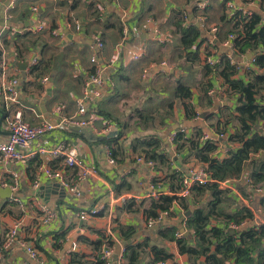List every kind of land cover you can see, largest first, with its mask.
I'll list each match as a JSON object with an SVG mask.
<instances>
[{
    "label": "crops",
    "instance_id": "obj_1",
    "mask_svg": "<svg viewBox=\"0 0 264 264\" xmlns=\"http://www.w3.org/2000/svg\"><path fill=\"white\" fill-rule=\"evenodd\" d=\"M244 1L247 0H0V21L3 19L4 24L0 25V76L5 72L6 77L18 79L23 119L29 125L45 121L56 124L59 118L53 111L57 106L64 117H74L83 79L94 67L91 57L95 56L100 66L108 65L101 73V96L91 95L86 107L85 118L93 128H81L87 130L83 133L78 127L55 129L25 151L35 153L60 142L74 149L78 159L93 171L78 181L79 197L39 173L45 165L62 169L67 182L77 181L79 171L64 167L62 159L35 155L24 163H15L0 156V179L11 183L14 175L18 178L17 190L11 191V197L0 196V264H71L74 256L76 264H93L108 242L114 264H119L117 249L127 241L134 244L151 237L159 246L154 240L156 232L146 235L154 226L147 228L144 210L155 199V191L165 188L161 185L169 175L183 176L191 164H200L194 156H188L186 148L177 151L174 143L168 142L169 134L184 129L188 138L197 130L213 135L218 121L230 113L236 115L235 97L227 96V86L220 77L206 73L204 58L208 55L219 62L221 56L231 58L234 54L226 46L227 38L230 32L240 29L241 18H246L237 9L249 12L248 17L260 11L259 0ZM202 2L207 3L204 10L197 7ZM229 3L235 8H229ZM32 6L38 8L37 14L31 11ZM177 14H181L182 27L194 24L200 29L202 42L194 43L187 51L180 46L175 29ZM261 14L264 16L263 11ZM76 21L81 25L80 32L73 29ZM39 24L43 30L37 32ZM122 26L127 28L126 35L120 32ZM212 29L217 30L214 37ZM158 38L165 41L160 43ZM99 41L102 49L97 48ZM141 53L138 60L133 59ZM235 53L238 77L246 80L245 70L255 54L247 52L254 55L243 64L247 53ZM33 59L45 67L42 78L30 74ZM178 83L191 90L188 103L196 114L192 119H187L174 93ZM208 83L210 88L205 91ZM107 124L109 132L104 131ZM227 131L233 129L229 127ZM118 133L120 138L110 148L102 143ZM147 135L159 136L169 168L160 164L155 167L153 163L150 169L136 162L135 158L143 154L133 141ZM7 138L0 101V143ZM215 141V158H223L228 150L238 147L227 143V137ZM106 148L114 151V165L103 158ZM244 175L247 171L235 181L237 190H222L229 191L236 202L248 208L260 207L262 194L240 191L239 186L248 188ZM127 202L135 212L123 209ZM43 206L55 214L47 224L41 223ZM94 210L99 214L92 215ZM81 213H85L84 219ZM171 213L165 226H175L178 233V227H182L189 236L184 212L177 203ZM250 225L255 226L254 221L245 222L242 228ZM120 227L133 229L134 234L127 241L121 240ZM11 230L15 233L9 241ZM163 246L171 255L167 264H189L175 242H165ZM30 247L40 262L30 258ZM150 257L146 254L141 264Z\"/></svg>",
    "mask_w": 264,
    "mask_h": 264
},
{
    "label": "trees",
    "instance_id": "obj_2",
    "mask_svg": "<svg viewBox=\"0 0 264 264\" xmlns=\"http://www.w3.org/2000/svg\"><path fill=\"white\" fill-rule=\"evenodd\" d=\"M244 3H248V0ZM259 6L260 11L251 13L248 18H241L239 30L229 33L234 37L232 49L235 52L242 55L247 52L255 54L251 66L245 70L247 79L238 77V65L226 55L220 57L215 67L204 64L207 74H215L223 80L227 86V96H234L236 99L234 108L236 115L230 113L223 121H218L213 129L214 134L226 135L227 143L236 144L238 147L228 150L223 158H215L213 155L218 149L216 141L209 139L201 142L200 138L203 135L201 130H197L189 138L185 133H178L173 141L176 150L186 148L188 156H194L214 182L194 186L191 190V199L167 195L152 199L148 208L144 210L147 220L157 219L163 212L168 213L167 218L171 217V208L177 203L184 214L189 212L183 222L190 235L177 237L178 231L175 226L164 225L155 231L154 240L159 246L153 243L151 237H145L140 243L129 244L123 249L119 264H141L146 254L151 255V259L145 264L165 262L171 258L163 246L165 242H175L179 254L187 256L189 264H264V225L242 228L245 222L253 221V212L236 202L229 191L220 189L217 184L228 179L240 180L247 171L251 187L243 189L239 186L240 191L243 193L249 190L253 194V189L264 188V158L254 157L258 153H264V16L261 14L264 11V0H259ZM176 18L175 29L184 51L190 49L194 43L202 42L200 29L196 25L182 27L181 14H177ZM235 33L236 36L233 35ZM92 71L93 68L90 72ZM45 73V67L38 60L30 69V74L35 78H42ZM204 88L207 91L210 84H206ZM174 93L182 102L187 119L196 117L194 109L188 103L191 90L178 83ZM167 114H170V111H167ZM229 127L233 129L230 133L227 131ZM120 136L118 133L102 143L110 148V144L116 143ZM133 145H138L140 153L152 161L155 167L156 164H160L169 168V161L167 155L163 154V143L159 136L139 137L133 141ZM111 155L114 159L112 149ZM181 177L180 173L171 174L161 187H165L171 193H177L181 187ZM114 188L118 189V186ZM258 205L264 209V198ZM123 209L129 213L135 212L131 210L130 202L124 203ZM230 225L237 227L233 234ZM119 231L120 238L124 241L134 234L133 229L120 227ZM110 244L108 242L107 246ZM201 260L203 263H200ZM76 263L78 261L74 256L71 264ZM93 264L104 263L98 255Z\"/></svg>",
    "mask_w": 264,
    "mask_h": 264
},
{
    "label": "built area",
    "instance_id": "obj_3",
    "mask_svg": "<svg viewBox=\"0 0 264 264\" xmlns=\"http://www.w3.org/2000/svg\"><path fill=\"white\" fill-rule=\"evenodd\" d=\"M197 7L201 10H204L207 7L206 2L198 3ZM229 8L234 9L235 6L233 4H228ZM239 12H241L243 15H245L246 18L250 15L249 12L243 11V9L238 8L237 9ZM31 11L34 14L38 13V8L35 6L31 7ZM264 14V11H263ZM73 29L75 32H80L81 31V25L79 22H75L73 25ZM43 30L42 25H38L35 31L39 32ZM212 37L216 35L217 30L212 29L211 30ZM14 32V31H13ZM56 34V32H53ZM121 33L123 35L127 34V28L126 26L121 27ZM155 34H159V31L157 29L154 30ZM234 37L232 35H228L226 46L230 49H232ZM158 41L160 43L164 42L165 40L163 38H158ZM97 48L102 49L103 48V43L99 41L97 43ZM141 54H136L133 59L138 60L141 57ZM90 62L94 64L93 71L89 72L83 79V88H82V95L80 98L76 100V107H77V112L74 117L66 118L63 116L61 107L57 106L55 110L53 111V114L59 118V121L56 124H51L47 121L36 125V126H31L28 123H26L23 119V114H22V106L20 102V93H19V88L20 84L17 78L15 77H6L5 72H3L2 76H0V101L3 105V122L5 125L6 130L8 131V138L5 142L0 143V156L2 159L10 162H15V163H24L30 158L34 157L35 155H39L41 157L43 156H49L54 159H62L64 167L67 168H76L79 171V175L77 177V181L69 183L67 180L64 178V174L61 171L62 169H52L49 166L42 165L39 168V173L43 174L47 179L52 180L58 185H60L62 188L66 189L74 195L75 197L80 196L78 184L79 180L89 176V174L92 171V169L86 167L81 160L78 159L77 153L75 152L74 149L68 147L65 142H60L56 146L52 148H44L41 147L39 148L35 153H27L25 152L26 149L33 143L34 141L39 140L41 137L46 135L49 132H52L55 129L59 130H65L68 127H78V128H86L90 127L93 128L92 123L90 120L85 118L86 115V107L88 104V101L90 99V96L93 95L94 97L98 98L101 96V85H102V80H101V73L104 69L108 67V65L100 66L96 62V57L92 56L90 59ZM218 61L211 57L206 55L204 58V64H207L211 67H215L218 65ZM36 60L33 59L31 62V65H35ZM31 66V67H32ZM94 86H96V89H93ZM105 132L110 131V125L107 124L106 128L104 129ZM178 133H185L184 129H179L176 131H173L169 134L168 136V142L173 143L176 135ZM214 135V134H213ZM216 138L212 137V134L209 133H203V135L200 138L201 142H205L209 139L217 140V139H224V137H227L226 135H215ZM105 156L106 159L108 160L110 165H114L115 161L112 158L111 155V150L106 148L105 149ZM259 154V153H258ZM263 154L264 153H260ZM136 162L138 164H144L150 169L154 168V164L152 161L146 159L143 155H139L135 158ZM236 180H225L222 182H218V186L220 189H229L231 191H235L238 188L236 187L235 184ZM214 182L207 171L205 170L204 166L201 164H191L187 168V172L185 175L182 176L181 178V184H180V189L177 193H171L168 189H160L156 190L154 193V198L158 199L160 196H176L178 198H183V199H191V190L194 186L197 185H206L208 183ZM244 182L247 184V187H251L250 181L247 177V175H244ZM18 186V178L17 175L13 176L12 182L8 183L6 181H3L0 179V187L5 188L9 187L11 191H16ZM254 193L256 194H262V198H264V188L262 189H253ZM253 214H254V223L255 226H260L264 225V209L262 207H253V209L249 208ZM41 223L42 224H47L51 220L54 219L55 214L52 210L48 209L47 207L43 206L41 207ZM92 215H97L99 214V210H94L91 211ZM168 216L167 212H163L159 214V217L157 219H149L147 220V228L150 229L153 226H155L157 223L163 221L166 219ZM82 219L85 217V213H81L80 216ZM230 228L234 230L237 228L234 225H230ZM15 231L11 230L9 233V241H11V238L13 237ZM177 237H180L181 234L177 232L176 234ZM124 249V248H123ZM122 249V252H123ZM27 252L30 256L31 259L40 262V259H38L37 252L35 251L34 248H27ZM122 252L120 257L118 258V261L120 262ZM99 258L101 261H103L104 264H114L113 261V251L110 247L105 246L99 253ZM156 264H167V262H158Z\"/></svg>",
    "mask_w": 264,
    "mask_h": 264
},
{
    "label": "water",
    "instance_id": "obj_4",
    "mask_svg": "<svg viewBox=\"0 0 264 264\" xmlns=\"http://www.w3.org/2000/svg\"><path fill=\"white\" fill-rule=\"evenodd\" d=\"M7 5H8V3L6 4V6H7ZM2 20H3V19H1V21H0V22H1V23H0L1 27L4 25L3 22H2ZM253 55H254L253 53H247L246 57L243 58V64H244L245 62H247L248 60H250V59L253 57ZM230 57H231L232 59L238 61V57H237L235 54H231ZM80 130H81L82 133L87 131L86 129H80ZM212 137H213V138H216L215 135H212ZM218 140H219V141H222V140H224V139L220 138V139H218ZM103 158L106 159V158H105V153H104V152H103ZM11 195H12V193H11V189H10L9 187H8V188H0V196H1L2 199L10 198ZM190 211H192V210H190ZM188 215H189V212H186V213L184 214V217H187ZM184 217H183V218H184ZM183 218H182V219H183ZM182 221H183V220H182ZM167 223H168V222L166 221V219H164L163 221L157 223V224L153 227V229L149 231L150 233H147L146 235H148V234H149V235H153V233H154L156 230H158L160 227L166 225ZM178 228H179V230H180V233H181L183 236H185V237L188 236V232H185L184 229H183L182 227H178ZM231 233L233 234V233H234V230H231ZM129 244H130V241H127L125 244H123L124 246H121L120 249H119V248L117 249L116 254H117V257H118V258H119L120 255H121L122 249L125 248V246H127V245H129Z\"/></svg>",
    "mask_w": 264,
    "mask_h": 264
}]
</instances>
